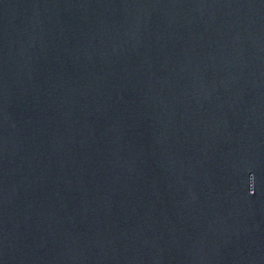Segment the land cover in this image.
<instances>
[{
  "label": "water",
  "instance_id": "obj_1",
  "mask_svg": "<svg viewBox=\"0 0 264 264\" xmlns=\"http://www.w3.org/2000/svg\"><path fill=\"white\" fill-rule=\"evenodd\" d=\"M0 264H264V0H0Z\"/></svg>",
  "mask_w": 264,
  "mask_h": 264
}]
</instances>
